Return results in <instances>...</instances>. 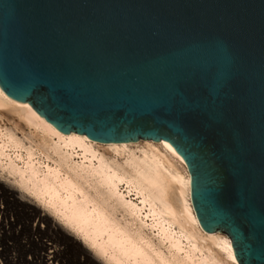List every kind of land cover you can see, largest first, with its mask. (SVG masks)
Listing matches in <instances>:
<instances>
[{
    "label": "water",
    "instance_id": "1",
    "mask_svg": "<svg viewBox=\"0 0 264 264\" xmlns=\"http://www.w3.org/2000/svg\"><path fill=\"white\" fill-rule=\"evenodd\" d=\"M0 88L63 133L169 142L201 227L264 264V0H0Z\"/></svg>",
    "mask_w": 264,
    "mask_h": 264
},
{
    "label": "bare ground",
    "instance_id": "2",
    "mask_svg": "<svg viewBox=\"0 0 264 264\" xmlns=\"http://www.w3.org/2000/svg\"><path fill=\"white\" fill-rule=\"evenodd\" d=\"M23 232L40 264H239L226 234L201 227L169 142L63 133L0 88V264L16 263L5 241Z\"/></svg>",
    "mask_w": 264,
    "mask_h": 264
},
{
    "label": "rangeland",
    "instance_id": "3",
    "mask_svg": "<svg viewBox=\"0 0 264 264\" xmlns=\"http://www.w3.org/2000/svg\"><path fill=\"white\" fill-rule=\"evenodd\" d=\"M16 214L14 213V219H16L17 218V216H15ZM18 219H20V218H18ZM23 235H21V237L20 238H14V237H10L8 240H6L5 242H7L9 245V249H7V251H6V254L9 256V254H11V256H16L15 258V260L14 261H16V263L15 264H27V262H31V263H33V264H40V263H38V259H37V257H36V255H35V252H36V245L35 244H33V243H29L30 241L28 240L29 239V236L27 235V233L26 232H23L22 233ZM12 238V239H11ZM26 238V239H25ZM20 239V240H19ZM12 240V241H11ZM16 241V242H15ZM11 243V244H10ZM23 243H26L27 245L26 246H28V250H24V244ZM12 245V246H11ZM23 245V246H22ZM34 246H36V247H34ZM30 248V249H29ZM35 248V249H34ZM11 252V253H10ZM22 254H24V255H22ZM21 256H22V258H21ZM24 256V257H23ZM26 256V257H25ZM35 257H36V259H35ZM63 260V263L65 262V263H67L68 262V260H67V258L66 257H64L63 256V258H62ZM65 259V260H64ZM28 260H30V261H28ZM31 260H35V262L34 261H31ZM64 263V264H65Z\"/></svg>",
    "mask_w": 264,
    "mask_h": 264
},
{
    "label": "snow or ice",
    "instance_id": "4",
    "mask_svg": "<svg viewBox=\"0 0 264 264\" xmlns=\"http://www.w3.org/2000/svg\"><path fill=\"white\" fill-rule=\"evenodd\" d=\"M89 254L91 255V253H89ZM232 259H233V260H235V259H236V257H235V256H233V257H232Z\"/></svg>",
    "mask_w": 264,
    "mask_h": 264
}]
</instances>
